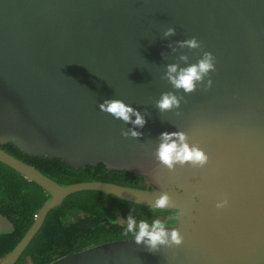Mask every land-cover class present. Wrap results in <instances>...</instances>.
Instances as JSON below:
<instances>
[{
	"label": "water",
	"instance_id": "95a60500",
	"mask_svg": "<svg viewBox=\"0 0 264 264\" xmlns=\"http://www.w3.org/2000/svg\"><path fill=\"white\" fill-rule=\"evenodd\" d=\"M169 27L175 31L165 35ZM192 37L198 47L179 43ZM205 52L214 68L191 91L174 87L167 65L195 64ZM162 93L177 96L179 105L161 110ZM105 99L138 109L141 135H124L137 126L102 111ZM164 131L185 133L207 161L161 163L156 151ZM6 143L76 169L103 163L128 170L151 188L64 186L0 148V161L51 195L0 264H14L48 212L82 190L144 206L167 193L169 203L159 209L177 214L165 227L183 239L150 250L132 236L51 264H264V0H0V144ZM220 199L228 203L217 208ZM14 230L0 212V233Z\"/></svg>",
	"mask_w": 264,
	"mask_h": 264
},
{
	"label": "trees",
	"instance_id": "16d2710c",
	"mask_svg": "<svg viewBox=\"0 0 264 264\" xmlns=\"http://www.w3.org/2000/svg\"><path fill=\"white\" fill-rule=\"evenodd\" d=\"M0 148L33 165L59 184L67 186L82 181H108L150 189L147 178L128 170L108 169L103 163L74 168L62 159L30 156L13 143ZM50 193L28 180L21 172L0 161V212L14 224L15 230L0 233V261L8 255L33 225L40 208L50 200ZM131 214L137 220L176 223L175 210L154 209L98 190H82L68 195L51 209L40 229L14 264H51L71 252L130 238L121 228Z\"/></svg>",
	"mask_w": 264,
	"mask_h": 264
},
{
	"label": "clouds",
	"instance_id": "9594fccd",
	"mask_svg": "<svg viewBox=\"0 0 264 264\" xmlns=\"http://www.w3.org/2000/svg\"><path fill=\"white\" fill-rule=\"evenodd\" d=\"M175 31L173 27H169L165 31V35H170ZM182 46L187 45L190 48L198 47L199 41L192 37L190 39L180 41ZM182 59L186 57L182 56ZM214 68V61L210 52H205L202 58L195 64L179 67L176 64L167 65L165 76L176 88H183L186 92L191 91L196 86V81ZM211 83V81H209ZM179 105V98L172 93H162L161 98L157 101V106L161 109H169ZM102 111L112 114L114 117L121 118L125 122L131 121L132 127L124 132V135L139 136L141 133L138 127H142L145 123L144 116L138 109L133 108L130 104L120 99H105L99 105ZM133 117H135L133 119ZM161 142L156 151L157 159L167 165L169 168L175 166L176 163L184 164L191 162L193 164H204L208 157L207 154L198 146L190 145L186 141V134L183 132L160 133ZM172 137H176L173 139ZM170 197L167 193H162L156 198L154 205L150 207L157 209L163 208L169 203ZM228 203L227 199H220L216 202L217 208H222ZM167 221L153 219L151 223L147 220H137L129 214L121 228L122 235L133 236L137 244L144 243L150 250L155 249L157 245L168 243L169 241L179 244L183 237L179 230L173 228L169 231L165 224Z\"/></svg>",
	"mask_w": 264,
	"mask_h": 264
},
{
	"label": "flooded vegetation",
	"instance_id": "af4514ba",
	"mask_svg": "<svg viewBox=\"0 0 264 264\" xmlns=\"http://www.w3.org/2000/svg\"><path fill=\"white\" fill-rule=\"evenodd\" d=\"M170 225H172V224H170Z\"/></svg>",
	"mask_w": 264,
	"mask_h": 264
}]
</instances>
